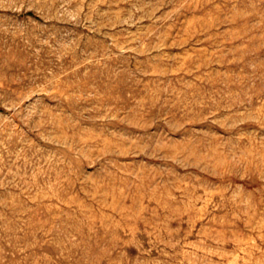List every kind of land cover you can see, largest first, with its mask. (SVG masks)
Here are the masks:
<instances>
[{
    "label": "rangeland",
    "instance_id": "374dc122",
    "mask_svg": "<svg viewBox=\"0 0 264 264\" xmlns=\"http://www.w3.org/2000/svg\"><path fill=\"white\" fill-rule=\"evenodd\" d=\"M0 264H264V0H0Z\"/></svg>",
    "mask_w": 264,
    "mask_h": 264
}]
</instances>
